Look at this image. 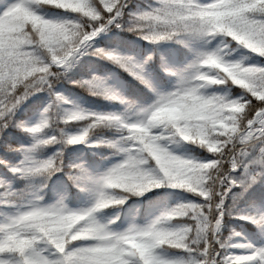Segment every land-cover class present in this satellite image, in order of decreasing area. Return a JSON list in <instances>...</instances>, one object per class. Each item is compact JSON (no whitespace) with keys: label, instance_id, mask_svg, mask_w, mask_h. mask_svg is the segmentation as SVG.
Masks as SVG:
<instances>
[{"label":"snow or ice","instance_id":"obj_1","mask_svg":"<svg viewBox=\"0 0 264 264\" xmlns=\"http://www.w3.org/2000/svg\"><path fill=\"white\" fill-rule=\"evenodd\" d=\"M131 3L0 0V149L20 151L11 143L13 127L33 138L17 166L6 159L0 165L24 178L43 177L41 188L63 172L93 197L90 207L73 209L63 199L43 204L42 196L0 185V264H264V247L231 243L239 233L220 236L225 214H232L225 206L230 190L247 191L264 181V0H153L147 10L136 12L129 11ZM55 10L68 15L57 16ZM113 28L153 45H185L192 58L180 68L162 64L174 83L159 90L144 74L150 56L138 63L95 46L96 38ZM237 48L247 50L253 62L233 60ZM85 55L128 72L153 93L151 103L129 117L133 106L92 76L71 82L126 104L125 114L63 108L70 101L56 85ZM40 92L47 93L49 103L38 122L25 127L17 110ZM105 130L119 135L105 138ZM79 143L113 149L119 159L93 177L82 164H66L62 151L44 160L31 155L40 146ZM185 144L207 155L177 154ZM240 168L243 172L235 175ZM162 187L193 199L163 209L144 224L124 227L115 219L97 218L100 210L123 205L129 196ZM238 218L264 226V216Z\"/></svg>","mask_w":264,"mask_h":264},{"label":"trees","instance_id":"obj_2","mask_svg":"<svg viewBox=\"0 0 264 264\" xmlns=\"http://www.w3.org/2000/svg\"><path fill=\"white\" fill-rule=\"evenodd\" d=\"M153 0H132L129 5V11H144ZM57 16L68 15L66 13L55 10ZM51 15V14H50ZM109 36L101 40L96 47L113 49L122 56L132 57L136 62L143 63L145 58L151 57V60L145 64L151 81L163 88L171 84V79L161 67L166 64L169 68H180L192 56V49L174 41H162L158 44H151L141 39L132 32L121 29H111ZM248 57V59H243ZM232 59L241 61L244 64L253 62L251 54L242 48H237L232 54ZM92 76H113L124 83V97L132 106H138L148 103L152 98L151 91L146 88L139 80L134 79L128 72L124 71L118 65L108 60H102L98 57L83 56L65 80L57 87L65 98L71 99L76 104L92 112L99 113H122L127 106L121 104L118 100L110 101L102 96L91 95L85 88H81L73 84L72 80H88ZM62 80V79H61ZM60 80V81H61ZM220 91V90H217ZM49 103L47 93H40L26 100L17 110L16 117L26 123L34 120L39 113ZM69 132L75 129H67ZM45 134L51 133V129H45ZM12 137V146L20 149L15 152H5L0 149V159H6L11 166H17L18 162L23 160L24 150L30 145L31 138L18 127L9 130ZM119 134L114 130H105L104 137L115 139ZM57 151H62L63 160L66 164L75 163L82 164L88 174L99 173L105 171L110 162L117 157L114 150L107 147H89L87 143H79L75 145L63 146L60 144L50 146H40L36 148L34 158L44 160L52 156ZM175 151L185 156H202L207 153L195 148L191 145L178 146ZM253 167V166H250ZM243 172V168L237 170L235 175L239 176ZM43 177L24 178L18 174L14 175L4 165H0V185H4L9 192L20 194L34 193L42 196L41 203L52 204L62 195L70 206L81 207L84 205L85 191H81L79 187L68 180L63 172L53 174L47 181L46 186L41 188ZM242 193V194H241ZM186 199H193L191 194L178 189L159 188L150 189L148 192L140 196H129L123 205L110 206L107 209L100 210L103 217H112L116 224L124 225L126 220L134 221L139 224L147 223L156 209L168 206L172 207L178 202ZM225 206L232 211L231 215L225 214L220 230V236L227 238L233 232L239 233L238 236H244L254 244L256 248L264 247V235L261 232V226L252 223L246 219H239V216H253L259 218L260 215L253 213V208L264 206V181H258L243 191L240 186L233 187L229 194L225 197ZM105 219V218H104ZM237 236H233L231 243Z\"/></svg>","mask_w":264,"mask_h":264},{"label":"rangeland","instance_id":"obj_3","mask_svg":"<svg viewBox=\"0 0 264 264\" xmlns=\"http://www.w3.org/2000/svg\"><path fill=\"white\" fill-rule=\"evenodd\" d=\"M191 58H192V56L190 57V59H188V60L186 61V63H185L183 66H185V65L191 60ZM183 66H182V67H183ZM73 68H74V67H73ZM73 68H72V69H73ZM144 69H145V73H144V74H145L146 78L150 81V83H151L155 88H157V89H159V90H162V91H163V90H168L169 88H171L172 84L174 83V81L171 80V84H169L168 87H166V88H163L162 86H158L156 83H154L153 81H151V79H150V77H149V73H148V71H147L145 65H144ZM65 74H66V73H65ZM96 77H99V78H100L101 86H102V87L107 88V89L111 90L112 92H115L117 95H119L120 97H123V99L125 100V97H124V94H123V93H124V88H125V86H124V83H123L121 80H119V79H117V78H115V77H113V76H96ZM65 78H66V76H65V77H64V78L58 83V85H59L60 83H62V82L65 80ZM58 85H56V89H57ZM40 93H43V92H40ZM40 93H36V94H34L32 97H34V96H36V95H38V94H40ZM151 93H152V92H151ZM152 96H153V93H152ZM30 98H31V97H30ZM66 99H67V98H66ZM67 100L70 101V104H68V105H62L63 108H70V107H72V106H78V105L76 104L75 101H73V100H71V99H67ZM148 103H151V100H150ZM146 104H147V103H146ZM146 104L138 105V106H134V105H133V109H132V111H129V112H128L129 117H131V116L133 115V112H134L137 108H139V107H141V106H145ZM78 107H79V106H78ZM80 108H81V107H80ZM126 108H127V106H126L125 109L122 111V113H115V114H120V115L125 114ZM42 112H43V110L39 113V115H38L34 120H32V121L26 123L25 127H29V126H32V125H34L35 123H37L38 120H39V118H40V114H41ZM30 138H31L30 145L27 146L25 149L29 148V147L31 146V144L33 143V138H32L31 136H30ZM35 151H36V150H35ZM35 151L31 153V155L33 156V158H34ZM24 152H25V150H24ZM24 154H26V153H24ZM177 154H178V153H177ZM117 157H118V156H117ZM34 159H35V158H34ZM118 159H119V158H116V159L112 160V161L110 162L109 167L111 166V164L115 163ZM103 172H104V171L99 172V173L89 174V175L95 177V176L100 175V174L103 173ZM85 193H86V194H85L86 196H85V198H84V205H82L81 207L70 206V205L68 204V202L63 198L62 195L59 196V199H63V200H64V203H65L68 207L73 208V209L87 208V207H90V206H91V204H92V202H93V197H92L91 192L85 191ZM165 208H168V206H163V207H160V208L156 209L155 211H153L152 216H151V219H152L155 215H158L159 212L162 211V210L165 209ZM252 211H253V213H255V214H257V215L264 216V206H261V207H255V208H253ZM250 217H253V216L250 215ZM97 218H98V219H101V222H103V223H107L109 219H113V218L110 217V216H108V217H103V215H102L101 212H99V213L97 214ZM104 218H105V219H104ZM151 219H150V220H151ZM150 220H149V221H150ZM249 221H250V220H249ZM131 222H133V221L126 220L123 226L126 227L127 224H128V223H131ZM260 228H261V232H262V234L264 235V226H261ZM232 243L248 244V245H251L253 248H256V247L254 246V244H253L252 242H250L248 239H246L244 236H237V237L234 239V241H233ZM232 251H233V253H235V254H249V251H250V250H247V249H232Z\"/></svg>","mask_w":264,"mask_h":264},{"label":"water","instance_id":"obj_4","mask_svg":"<svg viewBox=\"0 0 264 264\" xmlns=\"http://www.w3.org/2000/svg\"><path fill=\"white\" fill-rule=\"evenodd\" d=\"M107 36H109L108 32L102 33L100 36H98V37L96 38V43H98V42L101 41L102 39L106 38ZM80 59H81V57H80ZM80 59H79V60H80ZM79 60H77V61L75 62V64H76ZM75 64H74V65H75ZM74 65H73V67H74ZM73 67H71V68L66 72L65 76H67V75L70 73V71L72 70Z\"/></svg>","mask_w":264,"mask_h":264}]
</instances>
